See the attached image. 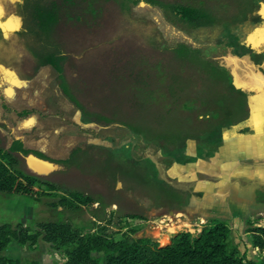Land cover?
<instances>
[{
  "label": "trees",
  "instance_id": "16d2710c",
  "mask_svg": "<svg viewBox=\"0 0 264 264\" xmlns=\"http://www.w3.org/2000/svg\"><path fill=\"white\" fill-rule=\"evenodd\" d=\"M262 1L0 0V69L25 81L40 68L50 67L54 83L80 110L82 121L119 123L154 144L166 163H186L196 157L184 152L189 139L195 141L197 153H210L221 144L225 128L251 115V93L235 85L226 65L212 52L230 47L235 54L256 55L252 33L240 42L237 29L246 20H263ZM150 8L181 34L195 37L202 30L216 29L217 35L198 43L171 39L149 14ZM10 134L0 119V191L31 194L35 183L45 184L62 191L60 200L66 205L59 213L87 212L92 219L88 225H74L50 217L38 221L33 234L22 221L14 226L2 222L0 251L12 237L24 241L43 234L47 240L71 244L61 264H264V254L260 260L250 258L233 239L227 216L206 218L195 233L177 230L163 244L129 233L114 237L112 230L107 231L112 220L146 217L148 206L141 200H149L153 207L182 209L194 206L191 199L196 193L160 177L150 157L141 163L130 157L119 188L111 184L105 192L71 186L61 176L51 178L52 172L39 174L28 168V153L48 157ZM93 146L72 147L66 157L54 160L58 164L54 170L74 178L72 152ZM256 198L262 202L264 195ZM111 204L114 209H108ZM96 222L103 224L93 230ZM247 230L252 232V245L264 250V225ZM0 264L20 261L0 253Z\"/></svg>",
  "mask_w": 264,
  "mask_h": 264
},
{
  "label": "rangeland",
  "instance_id": "374dc122",
  "mask_svg": "<svg viewBox=\"0 0 264 264\" xmlns=\"http://www.w3.org/2000/svg\"><path fill=\"white\" fill-rule=\"evenodd\" d=\"M148 12L171 39L182 37L198 43V41H206L217 35L216 29L202 30L198 32L196 38L181 34L161 17L158 10L150 8ZM259 12L263 20L259 22L246 20L237 29L240 42H244L245 39L249 40L248 36L255 26L262 27L257 33L252 34L254 42L251 48L256 54L254 57L248 53L235 54L231 52L230 47L223 51L212 52L216 54L221 63L226 65L236 86L241 87L247 93H263L254 105L256 108L264 107V0L260 4ZM261 53L263 56L259 57ZM53 77L54 71L47 66L40 68L34 78L25 81L18 80L11 72L0 69V119L8 124L11 136L22 137L26 146L39 151L52 161L66 157L74 146L82 145L83 147L88 143L95 144L96 146L89 147L86 152H72L69 159L73 161L71 166L76 167L74 178L65 171L61 175L55 170L48 173L52 172L51 178L61 176L63 182L71 186H86L91 191L105 192H108L111 184L119 188L123 186L120 174L127 172V160L131 157L141 163L143 159L150 157L155 162L160 177L169 179L170 183L176 187L192 191L207 177L216 178L219 170L217 156H222L220 145L225 137L238 132L234 126L225 128L221 144L210 153H197L195 141L189 139L184 152L196 157L184 164L175 161L168 164L154 144L146 143L134 136L125 126L115 122L102 125L82 121L80 110L75 108L60 92ZM22 110H28V113L21 114ZM260 115L259 110L253 111L248 119L249 122L260 121ZM249 133L248 128L243 130L244 135L247 136ZM255 169H258L257 178L242 176L233 178L232 181L236 184H243V186L248 183L257 184L259 186L256 194L264 195V165H259ZM33 188L31 194L0 191V223L9 222L14 226L18 221H22L30 227L28 230L30 234L38 230V221L50 217L67 219L74 225H80L81 222L86 225L90 223L89 219L92 218L87 212L77 215L68 213V216L58 212L59 208L66 205L64 199L60 200L62 191L50 190L45 184L39 183H35ZM233 193L245 194L237 191ZM197 194V198H200L202 193L197 192ZM141 202L148 206L145 218L123 217L118 222L112 220L107 224V231L112 230L116 238L129 233L132 236H148L163 244L164 233L181 229L195 233L201 229V226L193 220L192 213L184 221L176 218L169 226H166L164 219L170 220V215L174 214L169 215L165 208L151 206L149 200L143 199ZM261 204L264 206V200ZM111 205L112 208L108 209L115 208V204ZM101 224L103 222L98 223V225ZM93 225V230H97V222ZM230 225L233 239L238 242L246 255L257 260L262 259L264 250L253 246L252 232L245 231L248 227L264 225V207L258 211H252L245 220L233 219ZM70 246L71 244H60L47 240L43 234H36L34 239L27 238L24 241L12 237L0 253L19 260L20 264L29 261H35L37 264H61L66 260V249Z\"/></svg>",
  "mask_w": 264,
  "mask_h": 264
},
{
  "label": "crops",
  "instance_id": "0c3cea01",
  "mask_svg": "<svg viewBox=\"0 0 264 264\" xmlns=\"http://www.w3.org/2000/svg\"><path fill=\"white\" fill-rule=\"evenodd\" d=\"M261 28V26H255L251 33H257ZM251 96V114L253 111L256 112L259 110L261 120L249 122L248 118L234 125L238 132L232 136L225 137L224 142L220 145V153L222 156H217L216 161L218 162L219 170L216 178L212 179L207 177L205 181L200 182L197 188L192 190L196 192L195 197L193 196L191 199L192 202H195L193 203L194 206L167 210L169 215H174H170V220L164 219L166 226H169L176 218L184 221L185 218H189L190 213L193 214L194 218H191H193L195 223H198V226H201L206 221V218L216 215L229 217L231 224L233 219L241 220L242 218V220H245L250 216L252 211H258L264 207L256 198V189L259 185L248 183L243 186V184H236L232 181L233 178L242 176L257 178L258 169L255 168L259 165H264V107L256 108L254 106L259 97L261 98L263 96V93L255 92L251 93ZM245 128H248L250 131L247 136L243 134ZM14 137L21 138L25 145L22 137L18 135H14ZM203 190L206 191L203 192ZM234 191L244 192L245 194H234ZM197 192L204 194L203 197L201 194V197L197 198ZM145 221L147 222L148 220ZM245 232H248V230L246 229ZM172 233H164L163 237L165 240L162 243L168 242Z\"/></svg>",
  "mask_w": 264,
  "mask_h": 264
},
{
  "label": "water",
  "instance_id": "95a60500",
  "mask_svg": "<svg viewBox=\"0 0 264 264\" xmlns=\"http://www.w3.org/2000/svg\"><path fill=\"white\" fill-rule=\"evenodd\" d=\"M25 161L28 168L39 174H47L58 167V164L54 161L40 157L32 152L25 155ZM109 208H112V205H109Z\"/></svg>",
  "mask_w": 264,
  "mask_h": 264
}]
</instances>
